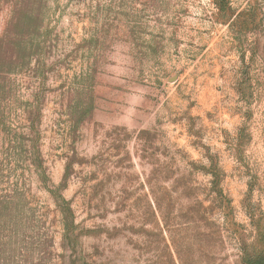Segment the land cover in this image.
<instances>
[{
	"label": "rangeland",
	"instance_id": "rangeland-1",
	"mask_svg": "<svg viewBox=\"0 0 264 264\" xmlns=\"http://www.w3.org/2000/svg\"><path fill=\"white\" fill-rule=\"evenodd\" d=\"M264 258V0H0V264Z\"/></svg>",
	"mask_w": 264,
	"mask_h": 264
},
{
	"label": "trees",
	"instance_id": "trees-1",
	"mask_svg": "<svg viewBox=\"0 0 264 264\" xmlns=\"http://www.w3.org/2000/svg\"><path fill=\"white\" fill-rule=\"evenodd\" d=\"M250 264H264V258H257L254 261H252Z\"/></svg>",
	"mask_w": 264,
	"mask_h": 264
}]
</instances>
